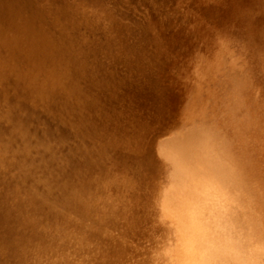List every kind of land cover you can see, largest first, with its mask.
<instances>
[{"label":"bare ground","instance_id":"6f19581e","mask_svg":"<svg viewBox=\"0 0 264 264\" xmlns=\"http://www.w3.org/2000/svg\"><path fill=\"white\" fill-rule=\"evenodd\" d=\"M165 1L154 3L162 7L161 4L168 3ZM145 7L132 4L130 0H0V58L5 61L9 57L8 62L14 59L19 72L31 74L34 71L35 79L45 84L40 92L45 96L43 108L46 113L40 112L37 117H45L48 129L34 133L27 129L25 117L23 121L15 116L11 119L16 127L24 129L25 134L20 133L23 137L16 138L21 148L40 146L32 152L35 153L32 159H26L31 167L26 171L29 177L24 183L33 186L27 188L28 193L40 196L54 206L77 212L81 206H86L83 204L92 205L98 197L110 198L114 196L111 194L124 197L115 188L112 193L107 190L111 186L108 183H89L92 178L101 176V180L107 181L117 174L121 178L119 182L115 181L117 187L129 191L148 181L141 171V162L147 158L141 152L145 151V145L140 142L143 141L141 138L152 137V131L159 130L164 135L167 133L164 137L171 138L179 130H194L191 128L194 122L199 125L210 123L209 117L227 107L232 108L236 117L242 118L237 125L251 124L256 114L264 119V63L254 59L250 48L230 43L237 38L238 31L225 38L229 44L220 56L217 52L216 55L207 54L199 44L196 25L181 13ZM260 67L262 74L255 70ZM29 90L36 96L40 93L32 87ZM260 92L262 98L255 101ZM52 112H58L56 120L50 119ZM191 113L196 121L192 115L190 117ZM221 116L225 121L229 118ZM26 118L33 119L29 115ZM81 120H86L88 128L78 127ZM56 123H59V132L53 128ZM226 124L223 125L228 129L229 124L232 125ZM254 131H257L256 126ZM260 131L262 135L263 131ZM202 132L203 138H210ZM18 134L0 126L3 139L11 137L15 143ZM94 135L103 136L100 142L112 159V163L98 161L99 171L89 156L95 154L91 152L92 143L88 140ZM254 135L255 132L252 136H257ZM257 138L263 137L258 135ZM202 140L199 141L201 146H212V142L216 145V140L211 139L207 144L203 142L205 139ZM128 143L139 148L126 149ZM263 145L264 142L262 148ZM180 154L184 153L180 151ZM220 156L227 159L222 152ZM60 165L68 170L61 169ZM40 166L44 169H35ZM183 176L177 172L175 181L184 182ZM187 184L183 187L189 188ZM186 189L178 190L174 186L167 194L169 200L181 205L184 212L189 194ZM138 191L136 194L145 196L141 189ZM73 194L78 196V208L71 202ZM85 195L90 200H85ZM129 198L124 197L125 203L130 201ZM175 247L184 252L189 246L183 243ZM186 259L181 257L183 262Z\"/></svg>","mask_w":264,"mask_h":264},{"label":"rangeland","instance_id":"374dc122","mask_svg":"<svg viewBox=\"0 0 264 264\" xmlns=\"http://www.w3.org/2000/svg\"><path fill=\"white\" fill-rule=\"evenodd\" d=\"M132 1L142 7L148 4L161 11L181 13L196 25L199 44L207 54L218 53L220 56L229 44L225 38L238 31L237 38L230 43L250 48L254 59L264 63V0H167L168 3H160L162 7L154 3L159 0ZM223 39L224 46L221 44ZM7 59L0 58V126L18 132L17 142L25 133L13 124V116L21 121L25 117L27 129L34 133L48 129L45 117H37L40 112L46 113L43 108L45 96L40 92L45 84L35 79L34 71L21 73L14 59L9 62ZM255 70L263 73L261 67ZM30 87L37 89L39 95L31 93ZM261 95L262 92L257 93L255 101L261 99ZM231 109L222 108L218 114L209 117L210 123L199 125L194 122L191 127L194 130H179L171 138L164 137L167 133L164 135L159 130L152 131V137L141 138L140 143L145 145V151L141 152L147 158L141 162V171L148 181L129 191L117 187L115 181L121 179L117 174L107 181L101 180V176L92 178L89 183H108L111 186L107 190L112 193L115 188L124 197L130 196V201L125 203L124 197L111 194L114 196L110 198L98 197L92 205L83 204L86 206H81L77 212L54 206L44 198L28 193L27 188L32 185L24 182L29 177L26 171L31 165L26 159H32L35 156L32 152L40 146L21 148L20 141L18 144L11 137L3 139L0 136V264H264V252L261 251L264 249V167L260 168L264 166V145L261 146L264 119L256 112V117L251 120L254 125L250 126L249 121V124L244 121L246 125H237L242 118L236 117ZM57 114L52 112L50 119L56 120ZM28 115L33 119H27ZM191 115L196 121L195 115ZM221 115L229 118L225 121ZM214 116L220 121H215ZM83 120L78 127L86 129L87 122ZM258 121L262 122L260 126ZM226 123L232 124L229 129L223 125ZM255 126L257 131H254ZM59 127L56 123L53 128L59 132ZM203 129L210 138L201 136ZM258 130L263 134L260 135ZM254 132V136L263 137L261 141L252 136ZM101 138V135L88 137L92 143L91 152L96 155L89 156L98 171V161L112 163ZM211 139L216 140L218 149L213 142L212 146H206L209 149L199 144L200 140L211 143ZM256 143L260 146L256 147ZM135 147L139 148L132 143L125 146L126 149ZM221 152L227 159L220 156ZM257 154L261 155L258 157ZM39 168L44 169V166L35 169ZM61 169L68 170L65 166ZM177 172L184 175V182L175 181ZM186 183L189 188L183 187ZM174 186L178 190H189L185 212L181 205L173 204L167 197ZM136 188L145 196L136 194L139 192ZM70 197L78 208V196ZM84 199L90 200L86 195ZM59 213L60 217L57 216ZM183 243L189 246L184 252L174 248ZM183 256L187 257L185 262L181 260Z\"/></svg>","mask_w":264,"mask_h":264},{"label":"snow or ice","instance_id":"6c2138e0","mask_svg":"<svg viewBox=\"0 0 264 264\" xmlns=\"http://www.w3.org/2000/svg\"><path fill=\"white\" fill-rule=\"evenodd\" d=\"M262 252H264V249H261Z\"/></svg>","mask_w":264,"mask_h":264}]
</instances>
